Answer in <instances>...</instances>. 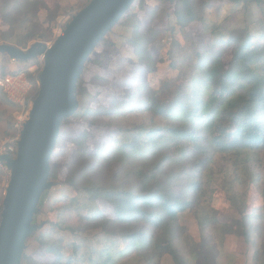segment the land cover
Segmentation results:
<instances>
[{
	"label": "trees",
	"instance_id": "obj_1",
	"mask_svg": "<svg viewBox=\"0 0 264 264\" xmlns=\"http://www.w3.org/2000/svg\"><path fill=\"white\" fill-rule=\"evenodd\" d=\"M156 1L174 5L175 9L170 13L164 7L151 10V21L174 14L176 23L184 28L204 18L201 9L205 0ZM248 2L251 0H245V4ZM133 6L118 25L131 29L127 41L142 67L140 77L134 78V89H140V93L128 87L122 100L79 107L71 117L86 118L88 126L74 139V162L83 164L82 172L69 175L68 182L76 185L77 176L105 171L108 181L88 180L78 195L56 199L62 203L57 214L61 221H50L51 229H40L28 241L24 264H159L165 254L175 264H235L238 255L223 247L227 234L252 244L253 264H264V229L256 244L250 228L254 219L264 224V176L257 174L254 178L263 203L250 213L246 211L248 192L238 188L248 176V169L240 171V161L264 152V22L258 32L261 43L257 44L256 36L246 28L237 33L231 31L220 47L213 44L203 51L194 47L195 61L185 71L176 61L153 54L152 40ZM42 10L46 11L45 19L41 18ZM59 11V5L52 8L45 0H0V17L17 32L5 34L3 43L26 48L36 40L50 41ZM228 48L231 58L226 61L223 54ZM118 50L110 41L104 51L95 52L81 82L91 70L92 80L106 83L103 73ZM165 61L177 74L163 79L158 87H151L148 74L156 72L158 64ZM137 110L147 112L143 120L134 119L127 124L114 121ZM102 123L114 127L117 133L114 139L90 152V130ZM60 139L61 135L57 146ZM228 154H235L239 160L232 176L236 186L226 190L241 217L220 222L216 210L209 205L207 191L216 178V155ZM53 157L54 153L52 166ZM249 172L253 173V169ZM51 179H58L53 167ZM128 180L133 183L128 184ZM46 196L47 193L42 206ZM3 198L0 193V213ZM99 200L111 207L102 211ZM187 213L197 218L200 235L196 238L188 234L187 244L182 247L185 240L178 227L181 216ZM71 214L81 216V222L74 221ZM94 229L103 234L105 243L82 252L85 243L92 240L88 233ZM35 248L53 255L52 261L34 257Z\"/></svg>",
	"mask_w": 264,
	"mask_h": 264
},
{
	"label": "rangeland",
	"instance_id": "obj_2",
	"mask_svg": "<svg viewBox=\"0 0 264 264\" xmlns=\"http://www.w3.org/2000/svg\"><path fill=\"white\" fill-rule=\"evenodd\" d=\"M45 1L52 8H55L56 5L60 7L59 15L56 18L55 27L53 28L52 39L47 41L52 42L61 33L66 22L80 9L82 3L87 4L90 0ZM139 2H142V6H140ZM163 7L169 13L175 9L174 5L161 3L156 0H137L132 9L139 11V16L143 21L142 28L152 40L150 49L153 54L157 58H162L163 56L164 58L168 57L170 60L176 61L185 71H187L186 69H190L195 61V55L193 53L194 47H198L202 51L213 44L220 47L223 45V40L228 38L231 31L237 33L246 28L256 36L255 42L257 44L262 42L261 38H258V32L262 29L264 22V0H260V2L251 0L248 4H245V0L238 2L234 0H205L203 2V8L201 9L204 18L191 22L184 28H181L176 23L173 13V15L163 16L155 21H151L149 11ZM46 16V11L42 10L41 18L45 19ZM16 33L14 29L4 24L0 17V43H3L2 39L5 34L12 35ZM129 37H131V29L117 25L107 35L105 42L103 41V44H99L95 51L96 53L104 51L105 46L110 41H114L119 50L108 62V67L103 73V77L107 79L106 83L92 80L91 76L93 72L91 70L86 72L85 81L81 82L79 86L80 107L87 105L95 106L98 103L110 105L114 99L122 100L127 91L130 90L128 87H131L132 91L140 93V89H134L137 86L134 78L140 77L139 72L142 67L138 64L135 49L127 41ZM220 41L222 43H219ZM223 58L226 61L230 60L231 48H228L224 52ZM42 67V58H36L35 61L23 63L14 61L8 55H0V78L7 75L21 76L16 83L18 86L14 90L13 87L5 88L0 86V143L19 136L22 128V124H19L21 118L28 116L30 111L29 107L32 105L35 95L38 93L39 74ZM176 74L177 72L169 68V62L165 61L158 64V70L156 72L148 74L147 81L151 87H158L163 79L174 77ZM146 114L147 112L145 110L131 111L125 113L123 117H117L114 121L127 124L134 119L143 120ZM86 120L84 117L70 118L69 122L62 128L61 139L55 149L52 166L58 171V179H54V181L58 182V185L47 192L41 213L37 219L39 223H45L42 228L43 230L51 229L52 224H50V221H61V216L59 217L57 214L61 210L60 205L62 203L56 202V199L63 197V195L65 197L78 195L80 193L79 189L88 180L99 182L108 181V174L105 171L102 173L87 172L84 175L77 176L76 185L72 184V181L68 182L69 175L73 177V173L82 172L83 164L74 162V153L77 150V144L74 139L83 129L87 128L88 122ZM106 126L102 123L100 126L97 125L90 130L92 133L88 140L90 152L105 142L114 139L117 131L112 126ZM215 159L213 164L216 167L217 173L214 183L207 191L209 205L216 210V216L220 222H231L241 217L239 209L229 200L226 190L233 185L236 186L232 181V176L235 174V168L239 160L235 154L216 155ZM238 167L241 172L248 169V176H245V184L237 186L248 192L246 211L250 213L254 208L263 203L258 184L254 178L257 174H261V177L264 176V152L251 154L249 160L245 162L244 160L240 161ZM250 169H253V173L249 172ZM8 181L9 172L7 168L4 165L0 166V193L3 195L5 194ZM126 182L128 184L133 183L132 180ZM63 205H66L65 202ZM99 205L102 211H106L111 207L103 200H99ZM82 210L87 211V209ZM71 215L74 221L81 222V216L76 214ZM251 227L254 233L252 236L253 240L256 244L260 243L263 236H261V232L264 229V224L260 223L259 219H254ZM178 232L182 239L185 240V243L181 245L182 247L187 244L186 236L188 234L198 238L200 235V227L198 226L197 218L191 213L182 215ZM88 234L92 236V240L85 243L84 248L81 249L82 252L89 251L91 246L105 243L102 239L103 234L99 235L96 229ZM65 237L69 240L72 239L71 235H65ZM223 247L225 250L235 252L238 255L235 264H253L255 248L252 244L245 242L243 238L234 234H227ZM32 255L43 262H50L53 259V255L44 252L40 248H35L32 251ZM159 264L175 263L170 255L165 254Z\"/></svg>",
	"mask_w": 264,
	"mask_h": 264
},
{
	"label": "water",
	"instance_id": "obj_3",
	"mask_svg": "<svg viewBox=\"0 0 264 264\" xmlns=\"http://www.w3.org/2000/svg\"><path fill=\"white\" fill-rule=\"evenodd\" d=\"M135 2L90 0L52 42L36 40L26 48L0 43V55L14 61L43 59L38 93L22 123L16 154H0L9 172L0 213V264H24L28 241L44 227L37 221L42 199L58 185L51 179V158L63 126L80 107L87 63Z\"/></svg>",
	"mask_w": 264,
	"mask_h": 264
},
{
	"label": "built area",
	"instance_id": "obj_4",
	"mask_svg": "<svg viewBox=\"0 0 264 264\" xmlns=\"http://www.w3.org/2000/svg\"><path fill=\"white\" fill-rule=\"evenodd\" d=\"M19 77L21 78V76H12V75H7L5 77H1L0 78V86L5 87V88L13 87V90H14V88H17V86H18V84H16V83L18 82ZM29 108H31V105ZM26 118H21V122L19 124L21 125ZM18 139H19V136H17L14 139L0 143V154L8 153V154L14 156L16 154V150H17L16 142ZM0 166H3V164L0 163Z\"/></svg>",
	"mask_w": 264,
	"mask_h": 264
}]
</instances>
